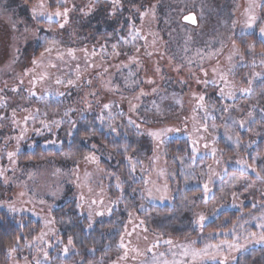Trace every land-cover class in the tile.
<instances>
[{"label": "rangeland", "instance_id": "obj_1", "mask_svg": "<svg viewBox=\"0 0 264 264\" xmlns=\"http://www.w3.org/2000/svg\"><path fill=\"white\" fill-rule=\"evenodd\" d=\"M100 1V3L107 5L105 10L107 9L110 16H113V5L110 3V0ZM132 1L133 0H121L123 7L117 5L116 13L124 10L128 4L133 5ZM71 2L77 4L79 7H84L89 3V0H71ZM150 2L151 4L149 5L148 11L151 23L150 27H153V33H155L159 37L158 40H160L155 53L147 56V53L142 55L132 51V54H130V49H134V47L140 43L138 39L132 40V46L125 45L124 42L118 44L117 50L120 52V55H116V58L112 60L103 58L106 60L104 61L105 66L103 68L107 69V72L102 70L100 73L101 76L99 75L100 77H92L91 88L87 92H85L84 89L81 93L82 89L78 87L74 91L75 93L67 91L66 89L70 86L65 85L67 83L62 84L61 87L57 85V89L65 93L63 97L69 99L66 100V103L65 101L62 103L56 102L57 98L53 96L56 86L49 85V79H47L48 83L43 82L35 86L36 92L43 94L44 99H41L39 95L34 99H27V89L31 87V85H26L24 83L20 84L19 81L23 79L26 68L30 66L33 67L31 63L33 51L40 44V41L43 40L44 35L40 32L39 25L33 20L31 10L20 0H0V89L4 90L3 93H0V97L7 98V106L0 107V117H5V119H0V125H3L0 127V168L4 170L5 176L8 177V183H5L4 176H0V205L7 208L13 214H29L39 219L43 226L40 234H46L42 241L34 240L29 243L26 247V251L12 254V261L10 264H17V262L18 264H25V258H27V264H36L37 260H40L41 264H53L50 260V252L53 251L51 246L57 234L56 227L70 232L74 226V221L70 214H65L60 220L57 219L56 214L53 212L60 206H65V211L67 210L68 213L71 207H76L77 204L82 203L83 208L78 209L86 215H88L89 206H91L94 212L93 221L109 216L116 207L122 209V203L119 204L121 199H119L118 203H112L116 201L119 196L113 197L112 200V197L106 195V189L104 187L98 189L93 186L101 176L95 163L85 162L84 159L78 160L77 158L75 160L65 159L66 152H62L59 158H42L40 162H23L22 158L19 157L21 147L25 149V151H31L34 148L33 145L40 142V140H55V138L56 141L63 140V138L70 140V137L66 133V129L69 127L68 121H79L82 117H87V115L92 113L93 110H96V108L92 106V108L86 110V112L77 111L75 119H73L71 115L69 117H63L64 110L68 106L80 110L79 107L82 101L94 102V96L89 95V93L93 92H95L97 103H108L109 100L113 98L115 101L114 108L119 109V112H126L129 114L135 113L137 118L143 116L146 122H151L152 124L161 125L165 123L163 127H176V124H178L177 127L184 131V127L188 124V121L191 120V129L188 131L187 135L190 137L189 134H191L192 140L198 139L199 137L205 138L199 141L200 151L195 154L194 158H199L200 155L205 156V149L203 148L204 143H208L210 148L213 146V125L217 126L215 132V147L223 150L220 166L214 163L209 154V159L200 163L199 167L196 169L194 163L192 166L188 164L185 159L177 160V163L175 165L172 164L168 169L165 168L164 165L158 169L165 170L167 183L170 188V195L173 198H178V202L174 205L171 213H169L170 216L174 217L171 223L167 225L164 223V218L169 216L161 212L155 205L160 204L163 206L169 203L170 200H153L146 196L150 200L152 207L149 211H145L144 218L148 221L149 228L157 234V237L153 238L154 242H152V244L159 241L157 247L162 249L161 251H154V249H152L148 252L153 253L154 251L153 255L157 256L159 253H165L166 256L164 258L171 260L173 259L171 254L172 251L178 253L182 251L181 249H177L175 245L186 244L193 241L195 243L192 244V247L197 249L203 248L206 243L220 244L225 240L242 244L243 247L239 250H242L246 246L264 245V242L258 243L252 238H249L247 241L244 239L250 232L259 233L261 231L259 223L262 214L251 216L247 225H243L237 231L228 232L215 243L203 240L201 237L186 241L183 240V236H185L182 235L183 233L179 234L178 231H174L173 229L177 228L178 230L186 225L181 220L183 216L188 218L186 222L188 223L187 227H191L190 225L192 223L190 222L194 221V213L196 212H204L208 215L207 221H210L216 217L221 209L230 207L239 208L241 202L237 198L236 201L233 202L230 196L231 191L237 192L239 199H244L243 197H245L248 199L252 198L253 200H256L260 192L264 191V183L260 180H253L248 175L243 176L240 182L232 187V178L241 176V174L231 173L227 178L228 169H226V171L222 170L228 168L230 164L234 163L236 160L243 159V156L240 157L239 153L242 151L243 147L237 152L234 149L233 141L228 139L229 135H238L242 144L243 134H241V132H246L245 134L249 139H256L254 128L245 126L247 124L245 121V114L247 112L245 113V111H249V106H251L250 104L252 103L246 99H242L238 103L233 104L232 100L234 96H220L221 90H224L225 93L231 90L234 92V95L235 93L240 95V92H243L240 91V89L250 88V93H243L252 96H257L258 92L263 90L261 81L264 80V64H261V61L254 65L240 64L239 55L234 58L232 54V44L235 43L237 35L243 37L250 34H257L260 37L258 27L254 26L250 29L244 28V23L247 19L245 9L248 7L249 0H245V2L244 0H151ZM256 4L257 6L254 9L255 14L264 18V0H256ZM79 7L75 10L77 12L76 16L74 11L70 14L72 20L70 27H66L64 30L57 29L56 32L50 33L47 36L49 38L54 36L59 40H61L60 36H63L65 40L68 38L84 40L82 39L84 34L83 29L78 30L75 27V23L78 21L83 25V21L89 15L85 16L79 11ZM190 13L196 15L198 20L197 26L183 22V18ZM233 21L236 22V27H232ZM258 23H264V19H261ZM50 27L53 28V26ZM26 28L29 30L25 31ZM72 30H75V36L70 35ZM246 42L247 44L245 47L248 51L249 45L252 44L248 41ZM227 48L228 50L230 49L229 54L227 53ZM109 52L113 54L112 49ZM240 53H243L244 56L246 55L244 51ZM230 55L232 56L231 60L228 59ZM54 57H56V54L52 56V62L57 64ZM133 57H135V59H132ZM14 58L15 62H13ZM64 60L72 63L71 67L66 68L64 72H69L70 76L68 78L74 79L75 68L72 65H74V63L78 64V62H71L72 60L69 61L66 57ZM189 61H192V63H189ZM45 64H47V60ZM234 65L235 67H233ZM157 68L160 69L159 72L156 71ZM177 68L180 70L178 71ZM48 69L50 72L53 68ZM201 69L207 71V76H205L204 71ZM213 69H216V71L214 72ZM36 71L39 72L41 69L38 68ZM61 71L59 74L57 73L58 76H63ZM255 73H260L261 75L255 76ZM34 74L35 73H32V76ZM221 75L227 77V85L220 79ZM125 79L128 80L129 84H132L133 81L139 83L129 87L125 84ZM149 79L155 82L149 84L147 82ZM47 80L45 82H47ZM197 80L215 81V83H197ZM16 81L18 83H16ZM109 81H111V83H108ZM143 84L150 90L145 97L146 105L136 112H130L128 103L130 99L133 103L138 104L144 101L141 97L138 101L133 99L138 95L141 89L144 90ZM116 85L119 86L118 90H115ZM13 87H18L20 91L15 93L12 92L11 89ZM154 88L156 89L155 92L152 91ZM46 89H51V94H49ZM211 92L214 94L212 100L210 97L206 98L205 96V104L208 106L210 113L206 115L203 109H197L196 97L201 94H210ZM177 101L183 105L182 110L181 107L177 105ZM69 102H71L70 105L68 104ZM152 102V107H147L151 105ZM56 103L58 105L54 106ZM85 104L83 105L85 106ZM154 105H158L161 111L157 112ZM13 108L16 109L15 119L20 122L19 124L12 123L13 117L11 110ZM25 108L33 110L39 108L41 112L46 111L49 115L47 117L38 115L34 122L28 121L27 125H25L24 118L29 115L28 112L24 111ZM194 110H196V113H194ZM98 112L100 113V110ZM193 116L196 117L195 120L192 119ZM60 118H63L65 122L59 128H54L52 132H48L44 129L40 135H37L33 131L34 128H42L40 123L41 120ZM240 121H244V124L241 125L239 123ZM203 124L208 125L207 133L203 131ZM25 126H27L29 131L25 138L17 144L16 137ZM244 126L248 130H246ZM258 126L260 127V124ZM131 129V126H128V130L131 131ZM160 129L163 128L160 127L153 130ZM196 129H199V131H196ZM225 129H227V132ZM249 129L251 130L249 131ZM8 137H11V139H8ZM152 139L154 142L156 141L153 137L149 136H141L139 139L134 137L132 139V143L137 148L133 155L142 161L140 166L142 168H146L149 165L152 152ZM220 141L225 144L227 149L231 147L232 151L227 152L224 147H220ZM17 148L19 149L18 152ZM93 150L98 156L100 155L108 159L113 165H117V159L114 158L108 150L101 149L98 146L93 148ZM8 152H17L16 158L10 160L7 155ZM87 152H91V150ZM109 154L111 158H109ZM181 161H183V163H181ZM79 162H82V169L79 167ZM257 163H260V161L257 160ZM209 164H213V168L221 173L220 176L213 177V181L222 182L223 179L227 178L225 182H227L228 185L225 190L220 193L219 197L214 202H209L208 199L206 202H202L200 199L202 195H198L197 197L185 196L183 193L187 189L194 187L197 181L202 184L204 183L205 176L200 174L207 171L206 167ZM235 164L238 167L239 164ZM57 169L61 171L57 173ZM158 170L151 180L158 184H163L165 176L157 178ZM249 171L251 172L252 170ZM85 172L91 175L86 177ZM185 176L188 178L187 184L185 183ZM248 185H253V187H248ZM149 187H152V184L147 188ZM89 188H91L92 191H89ZM140 188H144V185H141ZM212 189H214V187H212L211 190ZM108 190L110 192H116L118 190L116 187V180L113 179ZM21 192L24 193L23 196L20 195ZM52 192H57L58 194L53 197L51 195ZM81 194L84 196V201L80 199ZM128 197L129 208L144 203V200L140 197L139 199L136 196V192L133 190L129 192ZM41 200L45 201V203H41ZM100 200H103V204L99 202ZM92 201L97 202L92 204ZM189 201H194V206L190 205L188 203ZM9 204L14 205L17 211H11L7 206ZM217 204H222L223 207L217 208L215 213H213L212 209ZM186 205L189 210H185ZM106 208H110L111 212L105 211ZM98 212H103L104 215H96ZM48 220H52L53 223L46 224ZM131 221L133 222V220ZM109 230L110 228H108V231ZM132 231L133 229L123 235L124 244L127 245V248L118 247L120 244H115L114 233H112L113 235H109L106 239L107 241L111 240L113 242L112 249L110 252H106V249H102L101 255L99 254L100 252H98L96 257L94 256L96 248L97 250L101 248L96 247L95 244L83 242L79 246L82 255L74 259L70 264H114V262L119 264L116 256L122 257L123 253L125 251L128 252L130 247L131 251L134 253V249L137 248L140 250V253H143L141 255L136 252L132 257L136 256L135 258H142L141 256H145V253H147L146 249H150L152 244L149 245L148 248L145 247L144 244L138 242L136 237L134 238L129 235ZM177 236H181L182 240L173 241L174 243L172 246L163 242L166 239H172ZM131 237H133V239ZM142 237L144 239L146 237L145 240L149 239L146 235H142ZM161 237L166 239H162ZM237 237H239V240H237ZM258 248L259 250L257 251L250 250L242 255L240 257L241 263L264 264V247ZM40 249H44L48 252V258L43 256ZM63 249H61V252H64ZM222 250H226V246H224ZM239 250L232 251L230 254ZM209 251L214 253L215 249H210ZM258 253H260V256ZM106 254H108V259L103 260V258H106ZM153 255L151 258L136 261L137 263L135 261L131 262L132 260L130 262L131 264H143V262L147 261L148 264H151ZM20 256L22 260H19ZM175 258L183 259L185 264H195L207 260L213 261L220 257L216 256L213 258L212 256H208L203 259H197L195 262H193L190 257L181 258L177 255Z\"/></svg>", "mask_w": 264, "mask_h": 264}, {"label": "trees", "instance_id": "obj_2", "mask_svg": "<svg viewBox=\"0 0 264 264\" xmlns=\"http://www.w3.org/2000/svg\"><path fill=\"white\" fill-rule=\"evenodd\" d=\"M23 4L27 6L28 9L31 10L32 6L36 5L39 0H20ZM151 0H133V4L136 5V7H133L132 4H128V6L124 9L119 11L113 16H110L108 10H105V7H107L106 4L100 3L96 5L95 9L89 14L87 18L83 21L84 24L81 25L80 22L75 23V27L79 29H83L84 34L82 36V39L84 40H75V38H68L65 40L63 36H60L61 42L66 47H75L78 49L76 53L77 59L73 60L68 55H65V57L71 61V62H78V64L72 65L74 68L77 67V65L80 66L81 69V79L77 82L76 85H70L67 88V91L74 92L76 88L78 87L82 91L85 89V92H87L91 85L87 83L88 80H91L92 77L98 76L100 77V73L102 70H104L105 66V59L112 60L116 58V55L110 54V50L112 49V44H122L124 42L125 45L132 46V40H140V43L134 47V49H130V54H132V51L136 54L140 53L142 55H145L147 53V56H150L153 53H155L160 40L159 37L153 33V27H150V19H149V5L151 4ZM45 2L49 6L50 11H55L57 5L53 2V0H45ZM245 2V0H244ZM264 5V4H263ZM118 6H116L117 8ZM117 11V10H116ZM146 16H142L141 13L146 12ZM75 16L77 14L76 11ZM53 26L55 29H59L58 25L56 23H44L41 22L39 24V29L42 35L46 36L50 33L47 32V29ZM139 30V31H137ZM80 35V34H79ZM78 35V36H79ZM85 35V37H84ZM120 37H124V40L119 39ZM250 42L252 45L255 46V56L250 54L245 45L247 42ZM261 38L257 34H250L247 36H236L235 43L232 44V54L234 58H236L238 55L235 53V48H239L240 52H245L246 55L243 60H240V64H253L252 61L255 60V64L260 62L261 60H264V56L261 55L262 52H264V43L260 42ZM83 41V42H80ZM132 43V44H131ZM42 44L43 40L40 41V44L35 48L33 51V56H39L40 51H42ZM101 45L105 46L104 51L101 50ZM87 48L88 49V55L86 56L84 52L79 51V49ZM93 48L95 49V55H91ZM139 49V52L136 51V49ZM113 50V49H112ZM228 50V48H227ZM226 50V51H227ZM230 53V49L227 52ZM55 54V52L52 53V56ZM64 57V58H65ZM105 58V59H103ZM239 58V56H238ZM56 61L57 67L53 68L49 73L50 77L48 78L50 82H44L48 83L49 85L56 86L55 80L57 77L64 78L65 80L70 76L69 72L66 71V68L71 67L70 62L65 61L64 59L58 60L56 57H54ZM240 59V58H239ZM46 62V60H45ZM96 65V67H89L88 65ZM250 65V66H251ZM32 68L31 66L26 69ZM73 69V68H72ZM87 69V70H85ZM49 71V69H47ZM63 70V71H61ZM62 72L63 76H58L59 72ZM58 73V74H57ZM57 74V75H56ZM100 75V76H99ZM33 78L32 73H29L27 75L23 76L24 84L30 85L28 82ZM22 79V80H23ZM75 79V77H74ZM248 80H251L247 78ZM16 83H18L16 81ZM262 89L260 92H258L257 96H252L250 94H245L243 92H240V95L236 94L233 98V104L238 103L242 99H246L247 101L251 102V106H249V111H245V121H246V127H253L254 128V134L256 139H249L248 136H246V132H241L243 134L242 140L243 144H247L249 141H255L254 144L250 148H242V151H240V157L243 156V159L248 160L250 163L253 162V159L255 157L264 156V80L261 81ZM38 85V84H37ZM36 85V86H37ZM67 85V84H65ZM144 85V84H143ZM47 86V85H46ZM61 87V85H60ZM144 90L146 93H148L150 90L149 88L145 87ZM75 93V92H74ZM134 93V92H133ZM206 94V98L214 97V94ZM57 98L56 102H64L66 103V100H69L67 97H60L57 96L56 93L53 95ZM116 96V95H115ZM72 97V96H71ZM146 95L141 96V99L144 101L139 104L138 110H140L141 107H143L146 100ZM95 101L90 102L92 106L96 108V110H93L92 113H89L86 116L82 117L79 121H76L75 130L71 135H68L70 137V140H67L63 138V140L58 141L56 144H50L47 143L49 139H43L40 140L37 144L33 145V150L25 151L21 147L20 155L19 157L22 158L23 162H40L42 158H59L62 152L66 153H73L75 154L76 158L78 160L83 159V156L80 155L81 153H87V151L94 152L92 145L96 144L101 149H106L110 152L111 155H113L114 158L117 159L118 163L117 165H113L111 162H109L108 159L98 156L97 153L96 156L99 157V167L100 169H103V171H100V179L96 181L97 183H94L93 186L97 187L98 189H102L103 187L106 189V195H109L110 197L119 196L120 202L119 204L122 205V209H119V207H116L113 209V212L109 216H105L102 218H99L95 221L93 224V227L91 229L87 228V225L91 222L88 220L87 215L84 214L81 210H79L77 207H71L70 211L67 213V210L65 211V206H60L54 210L53 213L56 214V217L58 220H60L65 214H70L74 221V226L70 232H67L65 230H62L59 227H56L57 234L52 242V248L53 251L50 252L51 254V262L53 264L56 263H72L74 259L82 255L81 248L79 246L83 242H88L90 244H95L96 247H100L101 249L96 248V252L94 256L96 257V254L100 252L101 255L102 249H106V252H110V250L113 247V242L111 240H106L109 235H113L115 237V244H120V238L128 231H131L134 229V231L130 232L131 236L134 238L136 237L139 243H142L145 245V247H149V245L152 244L153 238L157 237V234L152 231L149 228L148 221L144 218L145 211H149L152 207L150 200L146 197L147 194L145 193L144 196H141V192L143 189L147 188L150 184L147 183L149 179L155 176L156 171L164 165L165 168H169L172 164L175 165L177 163V160L179 159H185L187 160L188 164H191L193 166V163L195 164V169L199 167V164L202 162H205L208 158L200 155L199 158H194L192 156L191 159H189L191 155V137L187 135L188 131L191 129L192 122L191 120L188 121V124L184 127V131L181 130L180 132L176 133H166V135L162 138L164 143H161L159 147H157V141H153L152 139V152L150 156L149 165L146 168H142L141 163L136 164V171L132 172L131 175H129V161L125 155H123V145L125 143L130 145L129 149V155L133 157V161H141L139 158L134 156V152L136 151V146L132 143V139L134 137L140 138L141 136H149L148 130H153L156 128H165L163 127L164 124L156 125L152 124L151 122H146L145 118L143 116H139L137 118L135 116V113L129 114L126 112H119V109H116L113 107V112L116 113L115 118V125L118 129V133H114L107 127V122L104 125H101L97 117L99 116V110L101 109L102 105L107 102L97 103V98L94 96ZM197 98V97H196ZM114 101L113 98L109 100ZM68 102V101H67ZM69 105L71 102L68 103ZM84 101H82L79 109H85ZM153 102L151 105L147 106L149 108L152 107ZM58 104L56 103L57 106ZM70 107V106H68ZM67 107V108H68ZM197 107V105H196ZM137 110V111H138ZM84 112V111H83ZM86 112V110H85ZM194 113H196V110H194ZM251 113V115H249ZM77 112L71 113L73 119H75ZM104 115L107 117L108 110H104ZM131 116L133 120L136 121L137 125H141L140 128H137L135 125H131L128 123V117ZM64 117V116H63ZM126 117V118H125ZM262 121V122H261ZM94 122V124H93ZM156 123V122H155ZM185 123V122H182ZM260 124V127L258 126ZM87 125H93L96 129V135L89 137V139H83V133L86 131ZM128 126H131V131L128 130ZM178 124H176V127ZM244 126V127H245ZM245 127L246 130H248ZM61 130V129H60ZM203 132V131H202ZM127 133V135H125ZM240 134V135H241ZM242 136V135H241ZM150 137V136H149ZM56 140V138H55ZM119 145L120 147H117ZM220 147H224L227 152H231V147H228V149L225 147V144L220 141L219 143ZM167 149V152L165 154V150ZM202 153V152H201ZM156 155L159 157L158 160H153V155ZM77 162V161H76ZM82 162H79L80 168L82 169ZM257 163V161H256ZM78 164V165H79ZM213 165V164H212ZM259 165V163H257ZM240 168V165L238 167L236 166L235 162L231 163L230 166L226 169H228L227 178L230 176L231 173H239L241 174L238 169ZM141 169H144V171H141ZM205 169V168H204ZM207 169V167H206ZM111 173H116L117 176L120 177V180L123 181V187L124 191L121 192L119 189L115 192H110L108 188H110L111 182H113V179L116 180V176H112ZM242 175V174H241ZM251 179L253 180H259L256 176L255 172L249 171L247 174ZM226 179H223L222 182L213 181L212 184H210V188L214 187L212 189V193L209 194L210 197H214V199H208L209 202H214L219 197L221 191L220 189L223 188L225 190L226 186L228 185L227 182H225ZM141 185H144V188H140ZM203 184L199 181L195 184L194 187L191 189H187L183 194L185 196H194L197 197L198 195H203L201 192ZM135 189L136 196L139 198H142L144 200V208H140V204L136 207L132 206L129 208V197L128 194L131 190ZM122 195V198H121ZM139 198V199H140ZM244 199H239L237 196V199L241 202L239 208L236 207H230V208H224L221 209L220 212L216 215V217L213 220L206 221L205 228L203 232H200L198 229H194V224L190 225L191 227H187L188 218L186 216L181 217V220L186 224L182 228H173L174 231H178L179 234L183 233V240L191 241L195 240L197 238H202L206 241H212L213 243L218 242L220 238H223L225 234H227L230 231H237L240 227L243 225H247L249 219L253 215H261L264 213V196L260 194L256 197V200L248 199L243 197ZM170 202L167 204H164L163 206L158 204L155 205V207L159 208L161 212L166 213L167 216L164 218V223L169 225L171 221L173 220L174 216H170L169 213H171L174 205L178 202V198L169 199ZM253 203L256 204V207L253 208ZM130 209V210H129ZM129 212H132L133 215L131 217V220L133 222H130L129 218ZM143 220L144 224L141 225L140 221ZM247 221V223H245ZM112 226V227H111ZM108 228L110 230L108 231ZM147 229L145 231L144 229ZM43 226L39 219H36L34 216L29 214H13L10 212L7 208L0 205V264H10L11 255L9 254L7 249L9 246H12L14 244L15 238L20 237L19 245L17 246L16 253L24 252L26 251V247L29 243L33 242L35 237L39 236L40 232H42ZM137 231V232H135ZM108 233V234H107ZM211 233V235H210ZM142 235L148 236V240H145ZM71 236L73 243L72 245H68V237ZM121 236V237H120ZM141 236V237H138ZM217 236V237H216ZM133 237H131L133 239ZM162 239H166L164 237H161ZM173 241H180L182 240L181 236H177L172 238ZM143 240V241H140ZM136 242V241H135ZM65 246H68L69 251L67 253L61 252V249H63ZM72 246V247H71ZM120 247V245H118ZM258 247H264V245H251L246 246L242 250H239L235 253L230 254L231 259L229 260V264H242L240 257L247 253L250 250H259ZM162 249H159V247L154 248V251H161ZM153 251V253H154ZM15 253V254H16ZM127 260L121 259L120 256H116L118 259L119 264H131V262H136L141 259L145 258H151L153 253L148 252L145 253V256H141L142 258H135L136 256L132 257L134 252L131 251V247L129 248V251L127 252ZM106 258H103V260L108 259V254H106ZM260 256V253H258ZM19 260H22V257H19ZM132 260V261H131ZM131 261V262H130ZM130 262V263H129ZM137 263V262H136ZM133 264V263H132ZM195 264H222L221 258H216L213 261H204V262H198Z\"/></svg>", "mask_w": 264, "mask_h": 264}, {"label": "snow or ice", "instance_id": "obj_3", "mask_svg": "<svg viewBox=\"0 0 264 264\" xmlns=\"http://www.w3.org/2000/svg\"><path fill=\"white\" fill-rule=\"evenodd\" d=\"M53 2L57 5L55 11H50L49 10V6L48 4L45 2V0H39V2L32 6L31 8V16L33 18V20L39 25L41 22L44 23H56L59 27L60 30H64L66 27H70L72 20H71V13L75 10L78 9V5L75 3H72L71 0H53ZM100 0H89V3L84 6V7H79V11L82 12L85 16L89 15L96 7L97 4H99ZM110 3L113 5L112 8V15L116 14V6L119 5L120 7H123V4L121 2V0H110ZM136 5L133 4V7H135ZM257 6L256 4V0H249L248 3V7L245 9V13L247 16V19L244 23V28L245 29H250L253 28L254 26L258 27L259 30V34L261 38H264V23H258V21H260L261 18L258 15L255 14L254 9ZM148 13L143 12L141 13L142 16H146ZM185 20H189L191 21L193 24L196 23V18L194 15L190 14L188 16L184 17ZM232 27H236V22L233 21L232 22ZM29 29H25V31H28ZM57 29L49 27L47 29L48 33H54L56 32ZM139 31V30H137ZM71 36H75V30H72V32L70 33ZM119 39L124 40V37H120ZM261 43H264V39L260 40ZM112 49H113V54L114 55H120V52L117 50V45L116 44H112ZM235 48V53L239 55L240 60H243L244 54L240 53L239 48L236 47L234 45ZM101 50L104 51L105 46L101 45ZM18 51V50H17ZM78 49L75 47H66L61 40L55 38L54 36L52 38H49L47 35L43 37V44H42V51H40L39 56H33L31 59V63L33 65L32 68L30 69H26L25 70V75L29 74V73H35L33 75V78L31 80H29V84L31 85V87H29L27 89V99L31 100L34 99L37 95L40 96L41 99H44V95L37 93L35 90V86L37 84H42L43 82H45L49 77H50V73L47 70L48 68H55L57 67V65L55 63L52 62V53L55 52L56 54V59L58 60H63L65 55H68L71 59L75 60L77 59L76 57V53H77ZM79 51H82L85 53V55H88V49L87 48H83V49H79ZM137 52H139V49H136ZM248 52L250 54H252L253 56H255V46L254 45H249L248 47ZM91 55H95V49L93 48V51L91 53ZM149 55H151V53H149ZM262 56H264V52L261 53ZM132 59H135V57H133ZM229 60L232 59V56L230 55L228 57ZM45 60H47V64H45ZM15 62V58L14 61ZM189 63H192V61H189ZM253 65L255 64V60L252 61ZM261 64H264V60H261ZM89 67H96V65H92L89 64ZM235 67V65L233 66ZM41 69V71L37 72L36 69ZM87 70V69H85ZM177 70L179 71L180 69L177 68ZM202 71H204L205 76H207V71L204 69H201ZM75 79L72 78H67L66 80L64 78L61 77H57L55 80V83L57 85H62L67 83V85H76L77 82L81 79V69L80 66L77 65V67L75 68ZM105 72H107V69H104ZM157 72L160 71L159 68L156 69ZM213 71L215 72L216 69H213ZM260 73H255V76H260ZM220 79L222 81H224V83L227 85L228 81H227V77L224 75H221ZM125 84L128 85L129 87H132L135 84H138L139 82L137 81H133L132 84H129L128 80L125 79ZM149 84L154 83V80L149 79L147 81ZM20 84H23L24 81L21 79L19 81ZM87 83L89 85H91L92 81L88 80ZM108 83H111V81H109ZM197 83H204V84H208V83H215V81H200L197 80ZM119 86L116 85L115 86V90H118ZM3 89H0V93H3ZM12 92H19L20 89L18 87H13L11 89ZM46 91L51 94L52 90L51 89H46ZM153 92L156 91V89L154 88L152 90ZM240 91H243L245 93H250L251 89L250 88H244V89H240ZM55 93L57 96H64L65 93L63 91H60L59 89L55 90ZM89 95H93L95 96V92L93 93H89ZM148 95V93H146L143 89L140 90V92L138 93V95L136 97H134L133 99L135 100H139L141 96H145ZM220 96L221 97H225V96H234V92L229 90L227 93H225L224 90L220 91ZM123 99V97H122ZM86 103V108L85 109H75V108H71L68 107L64 110L63 116L64 117H69L71 113L80 111L83 112L85 110H90L92 108V104L90 102L85 101ZM129 103V111L130 112H136L139 108V104L138 103H133L132 100L130 99L128 101ZM115 101H110L108 103H104L100 109V114L97 117V119L99 120L101 125H104L107 122V127L109 129H111L112 132L114 133H118V129L115 125V118H116V113L113 112V107H114ZM177 105L181 107V110L183 109V105L177 101ZM7 106V98L6 97H0V107H6ZM154 107L156 108L157 112H160L161 109L159 108L158 105H154ZM107 109L108 110V115L107 117L104 115V110ZM197 109H203L204 113L206 115L210 114L209 113V108L208 106L205 104V95L201 94L197 96ZM12 123L13 124H19L20 122L17 121L15 119L16 117V109L13 108L12 110ZM24 111L28 112L29 115L26 116L24 118V124L27 125L28 121H35L38 115H43L44 117H47L49 114L48 112L44 111L41 112V109L39 108H35L30 109V108H25ZM262 111H264V109H262ZM249 115H251V113H249ZM0 119H5V117H0ZM193 120L196 119L195 116L192 117ZM64 119L60 118V119H52V120H41L40 123L42 125V128H34L33 131L37 134L40 135L42 133V131L44 129H46L48 132H52L54 128H59L63 123H64ZM128 123L131 125H135L137 128H140L141 125H137L136 121L132 119L131 116L128 117ZM241 125L244 124V121H240L239 122ZM69 127L66 129V133L68 135H71L73 133V131L75 130V126H76V122L69 120L68 121ZM94 124V122H93ZM3 125H0V127H2ZM216 125H213V132H212V141H213V146L210 148L208 143H204L203 148L205 149L204 155L205 157L209 156V154L211 155L214 163L217 166L221 165L222 162V157H223V150L218 149L217 147H215V140H216ZM203 131L205 133L208 132V125L207 124H203L202 125ZM251 129H249L250 131ZM29 131V129L27 128V126H25L23 129H21L20 134L16 137V141L17 144H19V142L25 138L27 132ZM181 129L179 127H165L163 129L160 130H149L148 131V135L150 137H153L156 141H157V147H159V145L161 143H164L162 137L166 134V133H176V132H180ZM196 131H199V129H196ZM225 131L227 132V129H225ZM96 135V129L93 125H87L86 126V131L83 133V139H89V137L91 136H95ZM125 135H127V133H125ZM191 137V134H189ZM8 139H11V137H8ZM205 139L204 137H199L198 139H193L192 140V145H191V155L189 157V159L192 158V156H195L196 153H198L200 151V147H199V141ZM228 139L233 141L234 143V149L239 152V150L243 147V148H250L252 146V144L255 143V141H249L247 144H242L240 137L238 135H229ZM58 141L56 140H49L47 141V143L50 144H56ZM97 145L93 144L92 148H96ZM117 147H120L119 145H117ZM123 155H125L129 161V175H131L132 172L136 171V164L137 163H142V161H133V157L131 155H129V149H130V145L125 143L123 146ZM19 151V149L17 148V152ZM17 152H8V158L10 160H14L17 156ZM167 152V149L165 150V154ZM80 155L83 156V159L85 162H91V163H95L97 165H99V157H97L95 155L94 152H87V153H81ZM109 158H111V155L109 154ZM65 159H71V160H75L76 156L73 153H66L65 154ZM153 160H158L159 157L156 156L155 154L152 157ZM260 161L259 165H257L256 161ZM78 163V162H77ZM181 163H183V161H181ZM235 163L239 164L241 167L238 169V171L241 172V176H236L232 178V182H231V186L234 187L236 184H238L240 182V180L243 178V176H246L249 172V170H252L253 172H255L256 176L258 177V179L264 183V157L262 156H257L253 159V162H249L246 159H238L235 161ZM98 171H103V169H100L99 167L97 168ZM224 171H226V168L222 169ZM57 173H59L61 170L57 169L56 170ZM141 171H144V169H141ZM220 172L216 171L212 164L207 165V171L205 173H201L200 175L205 176V181L203 183L201 192L203 193V195L200 197L202 202H206L207 199H214V197H210L209 194L211 193V188H210V184L213 183V177H218L220 176ZM90 173L85 172V176H90ZM112 176H116V187L123 192L124 191V187H123V181L120 180V177L116 175V173H111ZM0 176H4V182L8 183V177L5 176L4 170L2 168H0ZM160 176H165V181L163 184H158L154 181H152L151 179H149L147 181V183L152 184V187L149 188H145L143 189V191L141 192V196L143 197L144 194H147V197L155 200V199H159V200H165V199H173V197L170 195V188L169 185L167 183V176H166V172L163 169L158 170L157 172V178H159ZM188 182V178L187 176H185V183L187 184ZM248 187H253V185H248ZM89 191H92L91 188H89ZM133 191H135V189H133ZM221 192L224 191L223 188L220 189ZM58 193L57 192H52L51 195L53 197H55ZM21 196L24 195L23 192L20 193ZM237 192L235 191H231L230 192V196L232 197L233 202L236 201L237 198ZM261 195L264 196V191H261ZM81 201H84V196L83 194H81L80 196ZM119 197L117 198L116 201H113L112 203H118L119 202ZM97 201H92V204H95ZM101 204H103V200L99 201ZM41 203H45V201L41 200ZM190 205L194 206V201H189L188 202ZM9 207V209L13 212L17 211L16 207L14 205H7ZM77 208H83V204H77L76 205ZM219 207H223L222 204H217L213 207L212 212L215 213V211L217 210V208ZM253 208L256 207V204L253 203L252 205ZM140 208H144L143 204H140ZM185 210H189L188 206H185ZM105 211L111 212L110 208H106ZM93 215L94 212L91 209V206H89V210H88V215L87 218L89 221H91L88 225L87 228L91 229L93 227V224L95 223V221H93ZM96 215H100L103 216L104 213L103 212H98L96 213ZM129 218H130V222H131V217L133 215L132 212H129ZM195 215V219L194 221H191L190 223L194 224V229H198L200 232L204 231L205 228V223L208 219V215H206L204 212H196L194 213ZM53 223L52 220H48L46 221V224H51ZM247 223V221L245 222ZM140 224L143 225L144 221L141 220ZM259 227L261 229V231L259 233L256 232H250L248 233L244 239L247 241L249 240V238L255 239L256 242L260 243V242H264V214H262L261 218H260V223H259ZM145 231H147V229H144ZM134 231V229H133ZM46 234L45 233H41L39 236L35 237L34 239L36 241H42L44 236ZM129 235H131V233H129ZM211 235V233H210ZM146 239V237H145ZM237 240H239V237H237ZM19 241H20V237H16L14 244L12 246H9L7 251L9 254H14L17 251V246L19 245ZM165 244L172 246L173 245V240L172 239H166L163 241ZM73 240L72 237L69 236L68 237V245H72ZM159 241H156L155 243L152 244V247L150 249H146V251H151L152 249L156 248L158 246ZM195 242H190V243H186V244H178L175 245V247L177 249H181L182 251H180L179 253L176 251H172V256L173 259L169 260L167 258H164L166 256L165 253H159V255H153L151 264H185V261L183 259H176L175 257L177 255H179L181 258L183 257H190L191 260L193 262H195L197 259H203L204 257H208V256H212L213 258H215L216 256H219L222 260V264H229V260L231 259V255L230 253L232 251H236L239 250L241 247H243L242 244L238 243V242H230V241H222L220 244H210V243H206L204 245L203 248H195L192 247V244H194ZM224 246H226V250H222L224 249ZM120 247L121 248H127V245L124 244V237L122 236L120 238ZM210 249H215V252H210ZM43 253V256L45 258H48V252L44 249H40ZM63 251L65 253H67L69 251L68 246H65ZM135 252H137L138 254H143L140 253V250L134 249ZM128 253L127 251H125L123 253V256L120 257L121 259H127ZM18 264V262H17ZM25 264H27V258H25ZM36 264H41L40 260L36 261ZM114 264H116V262H114ZM143 264H148L147 261L143 262Z\"/></svg>", "mask_w": 264, "mask_h": 264}, {"label": "water", "instance_id": "obj_4", "mask_svg": "<svg viewBox=\"0 0 264 264\" xmlns=\"http://www.w3.org/2000/svg\"><path fill=\"white\" fill-rule=\"evenodd\" d=\"M190 14H192V15H194L195 16V18H196V23L195 24H193L191 21H189V20H185L184 18H183V22L184 23H187V24H191V25H193V26H197V24H198V20H197V17H196V15L195 14H193V13H190ZM189 14V15H190ZM188 16V15H187Z\"/></svg>", "mask_w": 264, "mask_h": 264}]
</instances>
